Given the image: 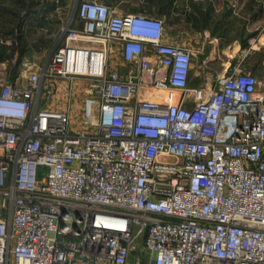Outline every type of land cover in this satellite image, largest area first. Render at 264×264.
Segmentation results:
<instances>
[{
    "label": "built area",
    "instance_id": "obj_1",
    "mask_svg": "<svg viewBox=\"0 0 264 264\" xmlns=\"http://www.w3.org/2000/svg\"><path fill=\"white\" fill-rule=\"evenodd\" d=\"M167 36L81 0L42 65L0 60V264H264L262 79L229 62L194 85ZM75 78L92 130L46 106Z\"/></svg>",
    "mask_w": 264,
    "mask_h": 264
},
{
    "label": "crops",
    "instance_id": "obj_2",
    "mask_svg": "<svg viewBox=\"0 0 264 264\" xmlns=\"http://www.w3.org/2000/svg\"><path fill=\"white\" fill-rule=\"evenodd\" d=\"M104 1L118 8L121 5L118 0ZM65 5L23 17L13 4L0 1V60L16 56L22 61L33 60L36 67L42 65L65 43L64 28L71 19ZM156 10L155 15L171 21L167 24L174 30L168 29L167 39L193 50L195 57L204 60L203 67H210V59H219L220 66L212 68L215 73L223 72L225 63H243L250 55L264 68V0H159L157 9L143 5L138 11ZM194 78L193 69L192 83L201 85ZM60 99L46 106L63 108ZM81 124L75 123L77 130Z\"/></svg>",
    "mask_w": 264,
    "mask_h": 264
},
{
    "label": "rangeland",
    "instance_id": "obj_3",
    "mask_svg": "<svg viewBox=\"0 0 264 264\" xmlns=\"http://www.w3.org/2000/svg\"><path fill=\"white\" fill-rule=\"evenodd\" d=\"M1 2H5L8 5L13 4L17 9V12L21 11L23 17L30 14H46L50 11V8H55L58 5H62L65 7L68 12H70L71 18H74L77 14V8L81 0H67L63 2V0H0ZM104 1V0H101ZM121 3L119 6L120 9L123 11H130V12H139V8L143 5H146L150 8L157 9L159 6V0H118ZM46 6V8L44 7ZM49 9V10H47ZM148 13L155 14L158 13V10L155 12L148 11ZM172 20V19H171ZM167 22H171L167 19ZM168 29L173 31V27L168 25ZM251 47L249 48V51ZM250 56V55H249ZM247 57L243 60V65L246 66L247 69L251 70L255 74H257L262 79L261 87L264 89V68H262L260 61L254 59V56ZM118 62H123L119 52L115 53L113 58ZM202 58L195 57L194 59V74L195 83L206 85L209 87L214 78L215 70L212 67L220 66L221 60L219 59H210L208 61V65L210 67H203ZM207 63V62H206ZM59 85V92L56 93L54 99L60 97L62 103H65V106L71 105L72 103V122L71 128L73 127L74 130H77L78 127L75 126V123H82L80 126V130H92L93 126H85L83 123L84 117V107H85V99L88 97L89 92V81L82 78H75L74 80H67V79H60L58 81ZM79 93H84V96H79ZM73 102H75L73 106ZM77 109V110H76ZM82 112V113H81ZM81 113V115H79ZM81 117V118H80ZM72 128V129H73Z\"/></svg>",
    "mask_w": 264,
    "mask_h": 264
},
{
    "label": "bare ground",
    "instance_id": "obj_4",
    "mask_svg": "<svg viewBox=\"0 0 264 264\" xmlns=\"http://www.w3.org/2000/svg\"><path fill=\"white\" fill-rule=\"evenodd\" d=\"M73 128V127H72ZM74 129V128H73Z\"/></svg>",
    "mask_w": 264,
    "mask_h": 264
}]
</instances>
